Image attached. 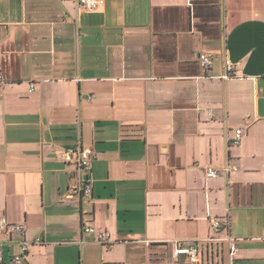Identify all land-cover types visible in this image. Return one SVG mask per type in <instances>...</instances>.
Returning a JSON list of instances; mask_svg holds the SVG:
<instances>
[{
	"label": "crops",
	"instance_id": "obj_1",
	"mask_svg": "<svg viewBox=\"0 0 264 264\" xmlns=\"http://www.w3.org/2000/svg\"><path fill=\"white\" fill-rule=\"evenodd\" d=\"M78 145L90 197L58 158ZM0 215L25 225L0 229V264L24 241L22 264H264V0H0ZM196 239L199 261L176 253Z\"/></svg>",
	"mask_w": 264,
	"mask_h": 264
},
{
	"label": "built area",
	"instance_id": "obj_2",
	"mask_svg": "<svg viewBox=\"0 0 264 264\" xmlns=\"http://www.w3.org/2000/svg\"><path fill=\"white\" fill-rule=\"evenodd\" d=\"M79 5L87 11H98L105 7L106 0H77ZM202 67L206 71L212 70L214 66L213 56L209 53H201L199 56ZM237 76L236 65L230 59L225 60V73L221 76L224 79H229ZM31 91L35 90V84H31ZM242 140V129H237L234 137L230 138V143L233 145H239ZM58 158L65 163L74 164L76 166L77 183L70 186V195H80L90 197L93 192V182L91 178L93 169V152L90 147H83L81 145L62 148L58 151ZM238 170V166L231 164L228 161L226 164L217 167L215 165H209L207 167V173L209 177L217 178L221 174H230L232 171ZM83 230L85 232L94 233L97 239L104 245L110 246V235L107 231L98 230L92 222L86 218L82 220ZM0 229L6 232L12 233L15 231L24 233L25 225L21 223H12L4 215H0ZM212 229L213 235L208 237V240L224 241L229 244L230 254L234 255L238 252L236 244L237 239L231 234V221L229 218L220 219L218 217H212ZM41 238L37 239V242H42ZM177 254L187 255L192 261L200 260V246L202 239H196L190 244H184L180 240H176ZM29 242L24 241L21 245L19 254L13 256V261L16 264H22L25 258V253L28 250ZM4 257L0 255V261H3Z\"/></svg>",
	"mask_w": 264,
	"mask_h": 264
}]
</instances>
